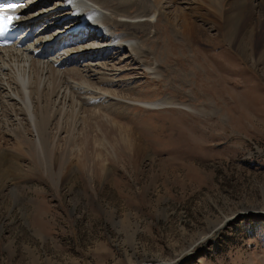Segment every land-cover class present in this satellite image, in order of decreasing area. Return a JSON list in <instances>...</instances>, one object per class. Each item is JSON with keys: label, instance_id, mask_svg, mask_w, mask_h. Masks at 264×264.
<instances>
[{"label": "rangeland", "instance_id": "374dc122", "mask_svg": "<svg viewBox=\"0 0 264 264\" xmlns=\"http://www.w3.org/2000/svg\"><path fill=\"white\" fill-rule=\"evenodd\" d=\"M202 1L148 0L144 56L87 54L109 102L51 126L44 162L0 101V264H264L263 0L192 37Z\"/></svg>", "mask_w": 264, "mask_h": 264}, {"label": "bare ground", "instance_id": "6f19581e", "mask_svg": "<svg viewBox=\"0 0 264 264\" xmlns=\"http://www.w3.org/2000/svg\"><path fill=\"white\" fill-rule=\"evenodd\" d=\"M220 2L221 0L202 1L208 9L183 14L189 17L181 27L186 26L192 37L197 36L198 30L202 32L193 17L201 18L204 22H214L221 27V23L216 20L222 16ZM15 5L17 7L11 12L14 17L12 28L17 34L15 46L21 43L20 39L27 33L30 36L22 43L21 48H0V101L18 108L19 115L24 117V123L18 122L19 128L26 129L29 125L36 132V139H33L36 155L44 162L47 158L45 153H48L44 144L55 140L49 133L51 126L55 124L61 131L63 124L71 116L79 117L80 112L83 120L86 116L84 110L88 106L101 108L106 107L105 101L109 102L107 98L110 96H107L111 91H104L113 86L107 78L109 75L104 69L86 64L92 58L89 55L87 57V54L94 52L96 58L105 59L109 51L116 54L117 51L128 50L137 57L144 56V44L136 35L147 33L148 26L154 23L159 10L157 5L148 0H21ZM261 5L264 8V0ZM61 7L70 9H59ZM74 7L78 9L79 18L86 19L91 27L101 30L105 36L91 31L76 35L71 28L72 23L67 26L64 25L67 22L60 23L63 17L73 12ZM229 13L246 16L248 20L245 25L249 26V20L258 11L251 3L242 0L235 1ZM6 14L5 9H0V16ZM49 19H56L55 23ZM43 21L46 25L38 27ZM56 23L64 28L57 29ZM121 30L127 32L122 34ZM147 40H143V43L146 44ZM126 60L127 56L120 63ZM98 70H102L103 74ZM96 77L100 80L98 83H95ZM150 105L153 108L160 106L157 103ZM10 136L17 137L14 132ZM0 138L4 139L5 136ZM52 146L53 144L51 149ZM1 150L0 145V162L3 158Z\"/></svg>", "mask_w": 264, "mask_h": 264}]
</instances>
